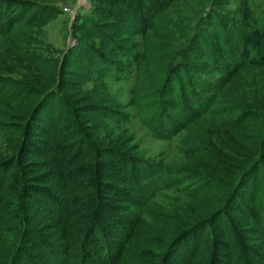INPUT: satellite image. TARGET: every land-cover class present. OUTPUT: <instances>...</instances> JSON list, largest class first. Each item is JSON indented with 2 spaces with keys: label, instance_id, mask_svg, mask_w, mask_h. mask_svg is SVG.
Returning a JSON list of instances; mask_svg holds the SVG:
<instances>
[{
  "label": "trees",
  "instance_id": "1",
  "mask_svg": "<svg viewBox=\"0 0 264 264\" xmlns=\"http://www.w3.org/2000/svg\"><path fill=\"white\" fill-rule=\"evenodd\" d=\"M170 1L154 6L160 10ZM148 5L150 0L137 4L141 11ZM51 9L34 0H0V36L9 40L0 53V238L26 227L28 241L55 236L66 246L77 242L85 253L89 246L98 250L99 234L107 243L117 228L122 233L128 227L115 258L130 264H209L210 258V264H264V251L240 238V225L248 221L246 232L264 238V186L259 188L264 182V53L258 46L264 32L254 51L239 58L235 53L242 46L241 35L220 30L221 39V32L213 34L206 23L173 48L168 32L157 31L154 22L148 28L166 42L149 46L157 36L145 38L142 52L135 53L118 41L141 33L146 25L136 29L132 12L116 18L101 8L105 18L116 20L87 18L81 28L105 41L128 65L85 43L82 48L94 62L81 53L55 61L23 46L35 40L21 30ZM25 13L30 17L23 19ZM16 23L22 28L12 29ZM85 59L97 77L135 69L130 104L156 136L187 128L179 148L183 160L146 164L131 153L133 143L122 130L101 132L104 117L122 115L104 97L54 95L58 82L75 87L83 76L69 68ZM255 67L260 68L256 73ZM22 71L43 72V77ZM213 74V80L204 78ZM194 123L201 131L194 130L199 128ZM163 179L183 198H169L151 211V201L142 196ZM117 201L147 202L148 219L98 215V209L112 208ZM207 227L211 237L219 232L221 240L223 234L238 245L234 262L197 251V236ZM187 238L195 242L185 249ZM108 246L98 254H107Z\"/></svg>",
  "mask_w": 264,
  "mask_h": 264
},
{
  "label": "rangeland",
  "instance_id": "2",
  "mask_svg": "<svg viewBox=\"0 0 264 264\" xmlns=\"http://www.w3.org/2000/svg\"><path fill=\"white\" fill-rule=\"evenodd\" d=\"M34 1L44 4L45 7L52 8V12L43 14L35 22L23 28L20 23L14 24L11 28H22L21 30L25 37L35 40V42L30 41L29 43L23 44V46H27L32 53L41 54L44 59H54L55 61L60 60L67 53H81L82 56L86 54L88 57L87 60H90V55L85 53V49L82 48L85 43L87 44V48H89L88 45H93L103 52H108L109 55L127 66L128 60L124 56L113 53L114 51L107 46L105 41L100 40L98 37L93 36L91 32L81 28L84 25L83 22L87 18L90 20L95 19L97 22L101 23L121 18L125 12H127V14L132 12L137 27H139L136 29H140L142 25H146V29L141 33L136 32L133 37L130 38L127 36L120 37L118 41L121 46H124L128 51L135 53L142 52L141 43L145 41V38L157 36L152 42L150 41V44L148 40L149 46L163 45V43L166 42L162 37L158 36L159 34H156L154 30L151 32L150 24L152 25L154 22L158 26L157 31L163 34L168 32L167 36L171 38V40L167 43L173 45V48L178 46L180 42L184 43L187 38H190L194 28L197 30L200 27L204 28L206 23H209L208 31L212 30L213 34L221 32L220 30H226L228 34H233L235 36L241 35L242 40L240 45L242 44V46L235 53L239 58L247 57L251 54L249 51H254V48H256L255 42H257L258 45L262 32H264V0H171L167 6L160 10H157L154 5H159L161 0H150L151 5H148L145 11H141L137 6L138 2L142 0ZM133 6H135L134 9ZM101 8H106L114 12L116 18H105V15H103L104 13L102 14L99 12ZM28 17H30V13H25L23 15V19ZM149 17H151V19H149ZM218 36L221 39L224 38L222 32ZM4 41L7 43L9 40L7 37L0 36V53L3 52L1 47ZM258 46L261 47V49H259L260 52L264 53V42L260 41V45ZM155 50L157 51L156 48ZM0 58L2 57L0 56ZM87 60H83V64H81V62H76L77 67L74 66L73 68H69L70 70L78 71L83 76L77 78L78 80H76V83H73L75 87L59 86V84H63V81L61 83L58 82V85L54 87L56 92L54 95L63 99H66L67 95H71L72 99L79 96L104 97L107 100L106 103L108 105L111 104L110 106L118 110L122 115L121 118H119L120 115H118L117 118L109 116L104 117L99 129L101 132L105 130L107 132L122 130L123 135L127 136L130 143H133L131 153L135 154L137 159H142L146 164L156 165L159 163L183 160L179 148L181 145V138L187 132V128L182 127L166 137L156 136L145 124L140 122L135 107L130 104V89L134 81L133 74L135 69L131 66L129 71H123L119 75L115 74V76L104 75L97 77L96 74L92 72V67L89 68L85 65V63H88ZM90 61L94 62V60ZM262 61L261 65L264 66V59H262ZM124 68L125 66L123 69ZM258 69L260 68L255 67L254 72L256 73ZM22 72L24 74L29 73L26 71ZM29 74L39 76L38 78L43 77V72H31ZM16 75L17 74L14 73V75L10 74L8 76ZM62 75L64 76V74ZM84 75L87 78L84 79L85 81L82 79ZM261 76L262 80H264V73H262ZM204 78L213 80L215 74L212 76L204 75ZM91 86L93 87L90 88ZM89 89H91L90 92L88 91ZM75 90L79 91L73 94ZM84 100L85 99L81 101L82 104ZM192 125L194 127H199V124L196 123ZM194 130L201 131L200 127L194 128ZM104 141L105 139H103V143ZM163 177L165 178L164 174ZM168 181L169 180L163 179L160 185L153 184L149 186L146 190L147 192L142 196L144 201H151L149 205L151 211H155L157 205H165L168 203L169 198H183V195L172 187ZM262 186H264V182L260 184L259 188ZM259 191L260 189L258 192ZM114 203L115 204H112L114 205L112 208L108 209L103 207L100 210L98 209V215L102 214L103 217H109L116 214L124 220L135 218L136 216H139L138 218L142 217L144 220L148 219L144 208L147 202L143 204H133L126 201H117ZM25 223L26 221L24 220L23 224ZM247 225H250L249 221L248 223L242 222L240 225L242 230L240 238L245 237V242L255 246L258 245L257 250L262 253L264 251V238L255 232H246ZM60 226L61 224L59 223L55 228L57 229ZM218 228L222 230L221 233H224L225 230L223 228ZM127 229L128 227H123L121 233L119 228H117L114 232L115 235L109 236L106 241L107 243H104V236L99 234L98 250L102 252V250L109 245L107 248L109 252L101 256V254H98V250L95 247H86L87 251L82 253V251L78 249L77 242L70 244V246H66L64 245L65 241L58 240L55 236L48 238L41 237L38 241L33 237V241H28L26 240L27 238L25 239V234H27L30 229L25 227L22 231L20 230L16 233L11 231L5 238H0V256L8 254V258L4 259L0 257V264H130L129 262H123V260H117V258H115V252L119 250L118 245L121 242L120 236H124L123 233ZM35 233L37 234V232ZM220 236L219 232H217L214 237H211L210 227H207L199 237L197 236V242L199 243L196 249H198L197 251H202L207 256L209 254L215 259L225 258L232 263L234 262V256L238 252L240 253L239 247L233 240H229L228 237L222 234L224 240L231 241L228 244L223 242L224 240H221ZM189 241L195 242L187 238L185 243H183V245H188L185 249L190 247ZM89 252H91V255H88ZM243 255H245L244 252ZM211 261L212 258L209 259V264Z\"/></svg>",
  "mask_w": 264,
  "mask_h": 264
}]
</instances>
